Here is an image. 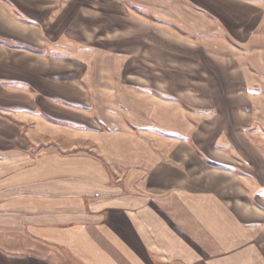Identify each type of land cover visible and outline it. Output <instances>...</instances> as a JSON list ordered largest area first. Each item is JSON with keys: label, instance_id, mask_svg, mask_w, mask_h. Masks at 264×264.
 Segmentation results:
<instances>
[{"label": "crops", "instance_id": "obj_1", "mask_svg": "<svg viewBox=\"0 0 264 264\" xmlns=\"http://www.w3.org/2000/svg\"><path fill=\"white\" fill-rule=\"evenodd\" d=\"M61 5L0 0V106L44 149L26 170L0 171V264H264V149L237 84L226 94L212 77L226 63L184 40L169 57L141 31L126 33L139 64L114 31L72 32L91 45L68 55Z\"/></svg>", "mask_w": 264, "mask_h": 264}, {"label": "rangeland", "instance_id": "obj_2", "mask_svg": "<svg viewBox=\"0 0 264 264\" xmlns=\"http://www.w3.org/2000/svg\"><path fill=\"white\" fill-rule=\"evenodd\" d=\"M188 1L199 4L191 6L187 0H66L67 5L56 7L53 13L56 15L60 12L62 15V11L65 10L68 22L67 47L70 49L68 55L74 51V48H79V45L74 43L76 40L73 39L72 32L81 36L82 33H95V31H114L116 32L115 39L120 42V46L127 48L131 42L130 50L125 49V52L136 56L131 62L137 64H139V56L143 57L144 53H140L138 43H136L138 39L127 35V32L141 31L142 40L140 42H143V45L153 44L152 46L158 49L157 52L169 57L179 48L172 43L174 41H187L191 49H194L197 44L204 45L211 55L219 58L220 62L226 63L227 70L215 60L220 69L216 75L212 74V77L216 76V79L222 81L219 80V83L226 94L229 89L223 84L231 83V79L237 84L238 98H242L241 104L239 103L240 109L245 119H251L250 126L254 141L264 149V0H237L238 4L235 6L215 8L200 5L204 3L203 0ZM74 2L83 3L85 6H72ZM76 16L89 21L74 23ZM96 17L97 23L93 22L94 20L90 21ZM142 21L152 26L154 32H160L163 36H155L148 32L151 28L140 30L137 25H143ZM119 34H122L123 38L118 37ZM171 35L179 37L172 39ZM90 37L79 38L77 41L83 46H90ZM118 48L122 49L117 46L116 50ZM178 54L180 58L183 57L181 49ZM213 56L208 55L210 62L214 61ZM191 57L192 68H196L197 58L194 60L192 54ZM210 72L213 73V71ZM210 76L211 73L205 71L201 84L207 83ZM215 80L210 81V84H215ZM9 84H12V81ZM216 87L219 89L218 85ZM28 88L32 92L35 90L32 86ZM128 92L130 97H134V94L146 97V93L136 86H130ZM158 95L161 96V94ZM19 97L28 98L27 95ZM10 118H12L10 107L1 105L0 161L2 162H0V171L4 177L26 170L32 165L36 155L44 150L29 149L28 138L32 135H25L23 130L26 131L27 128L14 124ZM52 145L58 146V143L53 142ZM59 145L65 146L64 143ZM74 152L76 150H66L61 153Z\"/></svg>", "mask_w": 264, "mask_h": 264}]
</instances>
